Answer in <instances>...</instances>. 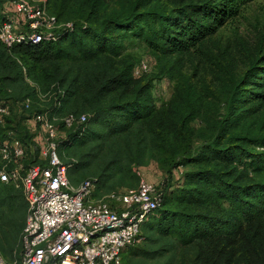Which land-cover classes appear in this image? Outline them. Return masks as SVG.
Segmentation results:
<instances>
[{
  "label": "trees",
  "instance_id": "obj_1",
  "mask_svg": "<svg viewBox=\"0 0 264 264\" xmlns=\"http://www.w3.org/2000/svg\"><path fill=\"white\" fill-rule=\"evenodd\" d=\"M251 1L118 0L114 7L108 0H47L61 24L55 38L11 46L0 40V101L30 98L33 116L58 117L68 133L59 142L74 149L64 152L72 161L60 157L88 171L81 181L97 182L95 198L119 190L111 189L135 176V165L165 155L161 205L123 264H264L262 45L243 75L226 74L219 88L205 91L187 78L161 106L124 55L132 40L161 56L189 51ZM12 7L0 19L12 18ZM167 71L179 76L177 61ZM42 94L46 109L37 105ZM70 114L76 120L68 126ZM10 116L0 141L12 129L27 144L25 164H44L40 155L28 157L36 142L26 126L10 127ZM10 182L0 179L6 256L20 247L28 215L26 192Z\"/></svg>",
  "mask_w": 264,
  "mask_h": 264
},
{
  "label": "built area",
  "instance_id": "obj_2",
  "mask_svg": "<svg viewBox=\"0 0 264 264\" xmlns=\"http://www.w3.org/2000/svg\"><path fill=\"white\" fill-rule=\"evenodd\" d=\"M32 3L13 1L12 18L0 19L2 42L11 46L55 38L57 17L46 5ZM137 67L140 73L148 65L143 62ZM23 106L30 108L31 99H24ZM10 114V105L0 101V127ZM47 114L33 116L46 134L40 153L44 164H25L26 146L14 139L12 131L0 141V179L21 180L28 200L22 258L11 261L0 254V264H123V253L140 241L142 224L161 205V193L142 179L137 187L115 190L98 199L93 196L94 179L73 184L68 165L58 153V127ZM86 119L87 115L81 116ZM65 120L71 126L76 116L70 114Z\"/></svg>",
  "mask_w": 264,
  "mask_h": 264
},
{
  "label": "rangeland",
  "instance_id": "obj_3",
  "mask_svg": "<svg viewBox=\"0 0 264 264\" xmlns=\"http://www.w3.org/2000/svg\"><path fill=\"white\" fill-rule=\"evenodd\" d=\"M14 0H0V17L4 13H9V9L13 8ZM34 5H46L48 11L52 14L53 11L49 9L47 0H31ZM118 0H108L112 6H117ZM199 0H187V2H197ZM12 4V5H11ZM11 5V6H10ZM11 13V12H10ZM12 14V13H11ZM60 26L61 24L58 23ZM125 49L124 55L135 61V68L145 62L148 65L147 70H142L134 74L144 79L150 84V91L153 101L161 106L165 102H169L175 93L176 86L182 85L183 81L190 78L198 85L201 91H205L206 87L219 88L221 80L226 74H233L234 76L243 75L248 69L251 61L255 58L257 49L262 45L264 48V0H253L241 8V12L235 18H230L225 25L221 26L218 31L207 37L197 47L173 55L161 56L152 52L149 47L142 41H131ZM177 61L179 76H173L172 72H168L169 66ZM137 67V68H138ZM134 68V69H135ZM228 71V72H227ZM29 80V79H28ZM211 98V97H210ZM41 102L37 103L39 107L46 109L45 95H41ZM11 107V116L9 126L19 130V127L26 126L29 134L33 136L36 142L35 148L29 151V158L34 160L39 159L40 146L42 148L45 131L40 124H36L33 120V110L29 108L24 109L23 100H16L15 98L2 99ZM47 115L51 117L50 112ZM260 114L264 116V107ZM261 116L260 118H263ZM54 124L58 127L59 138L67 137V129L60 125L61 121L58 117H52ZM31 123V124H30ZM60 123V124H59ZM36 124V127H35ZM10 130V129H9ZM12 130V129H11ZM10 130V132H11ZM13 137L17 141H21L25 146L27 144L12 131ZM35 138V139H34ZM39 138L41 143L38 145L36 139ZM28 140H32L28 138ZM65 150H69V154H74L73 148L65 147V144L58 145V153L65 162L72 161V158L65 157ZM158 157L152 158L147 164L135 165V176H126L124 184H118L115 188L125 190L137 187L142 179L148 180L158 188L166 177V163L164 161V154H158ZM70 180L73 184L79 185L88 171L84 170L81 163L73 162L68 166ZM119 176V175H118ZM181 173L176 175L174 182L181 179ZM81 181V182H80ZM16 187L22 188L25 193L24 185L21 180L12 181ZM96 192H94L93 196ZM108 190H102V195L108 194ZM142 241V240H141ZM140 241V242H141ZM129 251V250H128ZM127 250L125 252H128ZM23 252V244H20L18 249H15L12 255L6 256L7 259L21 260ZM123 253V256L125 254ZM122 256V257H123ZM124 259V258H122Z\"/></svg>",
  "mask_w": 264,
  "mask_h": 264
}]
</instances>
